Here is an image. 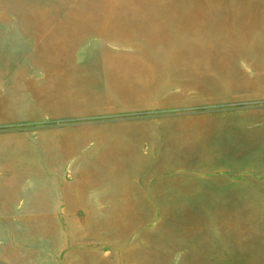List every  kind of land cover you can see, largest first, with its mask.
<instances>
[{
  "label": "rangeland",
  "instance_id": "rangeland-1",
  "mask_svg": "<svg viewBox=\"0 0 264 264\" xmlns=\"http://www.w3.org/2000/svg\"><path fill=\"white\" fill-rule=\"evenodd\" d=\"M0 264H264V0H0Z\"/></svg>",
  "mask_w": 264,
  "mask_h": 264
}]
</instances>
